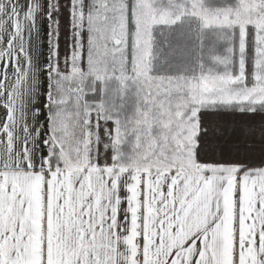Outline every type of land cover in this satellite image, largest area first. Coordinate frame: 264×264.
Segmentation results:
<instances>
[{
  "label": "snow or ice",
  "instance_id": "snow-or-ice-1",
  "mask_svg": "<svg viewBox=\"0 0 264 264\" xmlns=\"http://www.w3.org/2000/svg\"><path fill=\"white\" fill-rule=\"evenodd\" d=\"M0 264H264V0H0Z\"/></svg>",
  "mask_w": 264,
  "mask_h": 264
}]
</instances>
